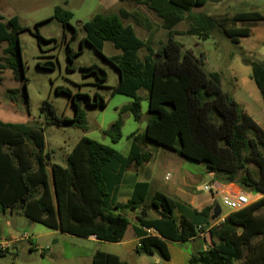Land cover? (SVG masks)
Here are the masks:
<instances>
[{
  "label": "trees",
  "instance_id": "trees-1",
  "mask_svg": "<svg viewBox=\"0 0 264 264\" xmlns=\"http://www.w3.org/2000/svg\"><path fill=\"white\" fill-rule=\"evenodd\" d=\"M118 1L144 6L161 21L167 39L156 53L129 25L122 24L121 19L128 18L125 13L119 16L95 14L82 23L83 37L78 52L69 49V42L76 35L69 24L71 13L56 7L52 18L72 32L69 39L62 36L66 43L67 69L73 70L72 61L85 43L118 72L119 80L112 94L132 99L120 113L130 112L133 119L139 121L142 98L137 93L146 91L150 117L143 133L131 135L126 156L81 137L67 154L65 165L60 166L50 161L43 128L0 122V212L17 210L26 220L50 230L117 242L130 230L126 214L133 210L137 222L132 228L138 239L136 254L157 255L167 261L166 244L194 238L195 229L200 226L201 230L207 228L203 237L208 248L191 255L190 264H264V217L256 215L264 208V197L231 212L222 223L212 226L215 201L196 210L160 192L150 195L149 184L145 182L134 185L127 203L115 202L124 172L137 169L151 159V153L145 149L147 142L187 160L203 163L222 183H232L244 191L264 196V130L234 100L232 88L225 87L221 74L207 69L203 54L186 48L172 31L178 23L192 19L184 35L207 40L217 32L236 45L238 39L224 33L225 29L234 28L238 22H260L262 15L251 12L213 18L193 13L194 9L221 0ZM25 29L19 27L17 33ZM241 32L236 36L247 34L246 30ZM31 34L37 43L49 41L42 39L36 29ZM4 40H8V35L0 28V43ZM104 42L111 43L120 53L105 57L102 54ZM142 50L146 55L140 58ZM235 52L242 63L250 67V78L264 104V59L258 60L242 50ZM1 53L0 86L12 102L20 98L27 102L24 84L22 87L11 85V75L24 79L17 43L13 46L8 42ZM37 67L52 70L53 64L37 63ZM79 71L83 77L94 76L98 84L106 80L105 72L95 64L80 67ZM55 93L67 96L73 116L57 115L54 107L44 101L40 111L43 124L47 126H70L85 131L81 104L90 108L106 106V101L98 94L90 98L62 87H56ZM121 127L122 120L118 117L103 134L117 143ZM148 211L154 212L156 218H148ZM142 228L152 229L155 235L146 234ZM256 237L263 239L251 243ZM6 253L0 252V257ZM91 264L125 263L117 256L97 251Z\"/></svg>",
  "mask_w": 264,
  "mask_h": 264
},
{
  "label": "rangeland",
  "instance_id": "rangeland-1",
  "mask_svg": "<svg viewBox=\"0 0 264 264\" xmlns=\"http://www.w3.org/2000/svg\"><path fill=\"white\" fill-rule=\"evenodd\" d=\"M221 4L215 7L207 3L202 8L194 9L193 13L199 11L207 15L231 17L238 12H258L263 17L262 21L237 24V27L255 29V32L258 31L257 35L241 38L236 45L217 32H214L207 40H202L183 34L189 29L192 19L178 23L172 31L176 33L175 39L186 48L203 54L207 68L221 74L223 81L226 82V84L224 82L225 87L232 88V94L237 103H244L253 113L260 116L263 110L261 95L254 82L247 80L251 71L250 67L242 63L240 55L235 51L242 50L246 55L258 60L264 59V0H223ZM56 7L63 8L72 15L69 24L76 31V35L70 40L69 49L73 52H78V46L83 37L81 24L89 21L95 14L118 16L122 13L127 14V19H121L122 24L129 25L142 42L150 44L153 53H156L167 39V31L161 28V21L150 10L129 2L118 0H0V28L8 35V40L0 43V57H2V50L8 46V42L13 46L17 43L24 79H21L20 75H11V85L22 87L23 83L27 95V102L22 98L17 102H12L6 97L4 87L0 86V122L43 128L46 150L50 151V161L58 165L65 164V155L81 137H87L126 156L132 140L131 135L143 133L146 120L150 117L147 112L146 91L139 90L137 93L142 98L140 102L141 119L135 121L130 112L120 113V109L130 105L132 99L112 94V88L119 80L118 72L90 46L82 43L81 52L77 53L72 61L73 70L67 69L66 43L62 40V36L64 34L66 39H69L72 32L69 28H62V25L52 18ZM19 27L26 29L17 33ZM35 29L42 39L49 41L37 43V39L31 34ZM119 53L111 43L104 42L102 54L105 57H112ZM145 55V50L139 52L140 58ZM43 62H51L53 69L37 67V63ZM91 64L97 65L105 72L104 83L98 84L92 75L87 77L81 75L79 68ZM232 76H235L237 84L233 83ZM240 80L246 81L245 84ZM56 87L66 88L71 93L79 91L90 98L98 94L106 101V106L90 108L81 104L87 127L85 131L70 126H47L43 124L40 111L44 101L54 107L57 115L68 118L73 116V107L68 102L67 96L56 94ZM262 113L258 121L264 128V112ZM118 117L122 120L121 136L117 143H112L103 132ZM145 148L152 154V160L148 164L150 170L153 171L152 186L160 192L171 197L172 195L163 189L164 186L179 184L182 179L186 178L197 202L214 196L211 191L203 189L205 185L212 186L213 184V177L206 172L203 163L187 160L151 142H147ZM163 158H169V160L165 162ZM164 176L169 177L166 182L163 179ZM249 192L244 193L247 199L250 198ZM219 206L224 213L226 208ZM133 212L132 210L131 214ZM1 214L0 212V216ZM0 223L6 225L7 227L4 226V228L14 233L16 237L21 236L23 232L26 234L24 235L26 238L17 242L13 254L9 253L10 248L6 250L8 254L0 257V264H91L90 252L97 248L93 243L75 236L61 233L47 235L52 232L50 229L30 222L22 215L6 216L0 220ZM11 224L16 225L14 228L17 231H14ZM98 248L105 249V246ZM174 249L175 246H171L172 252ZM180 249L189 251L191 245L182 244ZM122 258L127 261V264H143L141 259H149L145 255L139 258L137 254Z\"/></svg>",
  "mask_w": 264,
  "mask_h": 264
},
{
  "label": "crops",
  "instance_id": "crops-1",
  "mask_svg": "<svg viewBox=\"0 0 264 264\" xmlns=\"http://www.w3.org/2000/svg\"><path fill=\"white\" fill-rule=\"evenodd\" d=\"M222 1L223 0H221L219 2H213L211 4L213 6H215V7H218V6L222 5L221 4ZM199 13H201V12L198 11L196 14H199ZM244 13H247V12H238V13H235V14H244ZM255 13H258V12H255ZM209 16H211L213 18L228 17L226 15H215V14L209 15ZM237 24H236V26L234 28H226L224 33H227V35L236 37L238 39V41L241 38L252 37V36L257 35V33H258V31L255 32V29L237 27ZM244 30L247 31V34L245 36H236L237 34L243 33L241 31H244ZM232 55H233V53H232ZM204 61H205V58H204ZM212 72H214V71H212ZM250 73H251V71H250ZM247 80L253 81L250 78V75H249V79H247ZM232 81H233V83L237 84V80H236L235 76H232ZM240 81L243 82L244 84L246 82L244 80H240ZM239 104H241L243 106V109L245 110V112L254 120V122L256 124H258L259 126H261L259 124L258 117H262V114H263L262 112H264L263 101H262L263 110H262L260 116L258 114H255V112L253 113L250 110V107L246 106L244 103L239 102ZM1 123L6 124V123H9V122H1ZM11 124H13V123H11ZM262 129L264 130L263 127H262ZM45 149H46V144H45ZM67 154L65 155V158H66ZM151 160H152V154H151V159L149 160V162ZM163 160H165V162H167L169 160V158H163ZM149 162L144 164V165H142L141 167H139L137 169L130 168L126 172H124V174L122 176L121 183L118 185V188H117L116 197H115V202L116 203H119V204L127 203V201L130 199V197H131V195L133 193L134 185L136 183H139V182H145V183L149 184L150 195H152L154 192H160L157 188L152 186L151 176L153 175V171L150 170V167L148 166ZM64 165L65 164L60 165V166H64ZM206 172L209 174V176L213 177L212 178L213 184H212L211 187L212 188H218L219 192L222 193V194H226V193H228V194L240 193V194L244 195V193L247 192V191L242 190L239 186H237L235 184H232V183L225 184V183L220 182L217 179V177L213 173H210L207 169H206ZM165 177L166 176H164L163 179L166 182L167 180H165ZM168 181H170V179ZM164 187L165 188H163V189L165 191H168L172 195L171 197H174V198H172L173 200H175L177 202H180V203H183V204H186V205H189L191 208L196 209V210H200L204 206L212 204L214 201L216 202L215 204L219 205V203H218L219 202V200H218L219 198L216 197V196H211L207 200H199L197 202L195 197H194V195H193V193L191 192L192 188H191V186H189V182L186 181V178L182 179L181 183H179V184H177V183L176 184H171L170 186L168 184H166ZM160 193H162V192H160ZM162 194H164V193H162ZM249 194H250V198L248 199V205H250V204L260 200L262 197H264L263 195H257V194H254L252 192H249ZM164 195L168 196L167 194H164ZM168 197H170V196H168ZM131 211L132 210H130L129 215L126 214V219H127L128 223L130 225V230H128V232L124 235V238L122 240L117 241V242L99 241L94 236H89L87 238H81V239H85V240L93 243L94 246L97 247V248L100 247V246H105V249H101V248L97 249L96 248L95 250L90 252V261H91V258L93 256V254L95 252H97V251L117 256L125 264H127V261L124 258H122V257H125V256L132 257L133 254H136L135 252H136V247L138 245V239L134 235V232H133L132 228L134 226H136L137 222H136L135 214H133V213L131 214ZM230 213H231V211H228L227 209H226V211L224 213H222L221 208H220V215L215 220H212V217H211V220L213 221V224H211L210 226L218 225V224L222 223L224 221V219ZM13 214H15L16 216H21V214L17 210H13V211L6 210L5 212H3L1 214L0 220L6 218V216L12 217ZM146 214H147L148 218H156V216H157L152 211H148ZM256 215L260 216V217H264V208H262L259 211H257ZM6 224H8V222H6ZM29 225H31V223H29ZM4 226L7 227L6 225H3V224L0 223V241H8L10 243V246H9L10 252L9 253L13 254L15 252V250H16L17 242L22 240V237L24 235H26V234H25V232H23L21 234V236H17L16 237L14 233H10L8 230H6V228H4ZM11 226L14 228L16 225L13 226L11 224ZM198 227H200V226H198ZM206 229L202 230V233L200 235L196 234L194 238H192L190 240H187L185 242H181V243L168 242L166 244L167 251H168V254H169V259L167 261L161 260L157 255L147 256L149 259H141V261L143 262V264H152V263H154V264H190L189 263V259H190L191 255H194L197 251L206 250L208 248L207 244H206V241L204 240V237H203L204 236V232L206 231ZM237 230H238V232L239 231L241 232V229H237ZM14 231H17V230L14 228ZM51 231L52 232L48 233L47 235H52L53 233H55V234L56 233L65 234V233H62V232H59V231H56V230H51ZM77 238H79V237H77ZM262 239L263 238H261V237H258V238L256 237V238H254V240H252L251 243H257V242L261 241ZM186 243H189L191 245V250L186 251V250L180 249L181 245L182 244H186ZM171 246H175L174 252L171 251ZM137 256L140 258V256H142V255L137 254ZM150 260H152V261L150 262ZM233 264H238V263L234 262Z\"/></svg>",
  "mask_w": 264,
  "mask_h": 264
},
{
  "label": "built area",
  "instance_id": "built-area-1",
  "mask_svg": "<svg viewBox=\"0 0 264 264\" xmlns=\"http://www.w3.org/2000/svg\"><path fill=\"white\" fill-rule=\"evenodd\" d=\"M169 177L166 176L165 180H167ZM205 191H211V193L219 198V205L225 207L228 211L234 212L238 211L248 205V199L244 195L240 193H231V194H222L219 192L218 188H212L211 186L205 185L203 187ZM143 231L148 235H155V232L152 229H145L142 228ZM195 232L197 235H200L202 233V230L200 227H197L195 229ZM26 238V236H23L22 239ZM10 246V243L8 241H0V252L6 251Z\"/></svg>",
  "mask_w": 264,
  "mask_h": 264
},
{
  "label": "water",
  "instance_id": "water-1",
  "mask_svg": "<svg viewBox=\"0 0 264 264\" xmlns=\"http://www.w3.org/2000/svg\"><path fill=\"white\" fill-rule=\"evenodd\" d=\"M215 213L212 216V220H215L220 215V207L218 204H215Z\"/></svg>",
  "mask_w": 264,
  "mask_h": 264
}]
</instances>
